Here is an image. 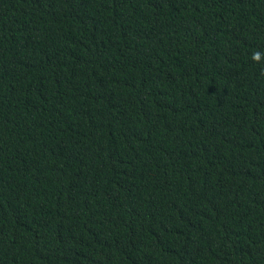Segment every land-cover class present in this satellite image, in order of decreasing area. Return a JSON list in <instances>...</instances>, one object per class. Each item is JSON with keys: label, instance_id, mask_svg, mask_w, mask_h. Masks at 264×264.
Wrapping results in <instances>:
<instances>
[{"label": "trees", "instance_id": "trees-1", "mask_svg": "<svg viewBox=\"0 0 264 264\" xmlns=\"http://www.w3.org/2000/svg\"><path fill=\"white\" fill-rule=\"evenodd\" d=\"M0 264H264V0H0Z\"/></svg>", "mask_w": 264, "mask_h": 264}]
</instances>
